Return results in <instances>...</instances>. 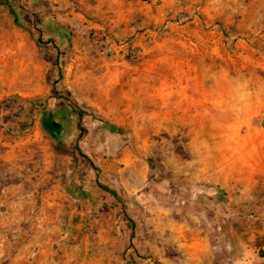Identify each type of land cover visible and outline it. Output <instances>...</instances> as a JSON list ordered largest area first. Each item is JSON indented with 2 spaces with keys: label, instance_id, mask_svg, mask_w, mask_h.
Wrapping results in <instances>:
<instances>
[{
  "label": "rangeland",
  "instance_id": "rangeland-1",
  "mask_svg": "<svg viewBox=\"0 0 264 264\" xmlns=\"http://www.w3.org/2000/svg\"><path fill=\"white\" fill-rule=\"evenodd\" d=\"M23 2L0 6V264H261L264 0Z\"/></svg>",
  "mask_w": 264,
  "mask_h": 264
},
{
  "label": "trees",
  "instance_id": "trees-1",
  "mask_svg": "<svg viewBox=\"0 0 264 264\" xmlns=\"http://www.w3.org/2000/svg\"><path fill=\"white\" fill-rule=\"evenodd\" d=\"M41 1V0H40ZM23 0H0V6H5L8 8L9 13L11 16H13V18L16 20L18 13H17V9H19V13H20V18L21 19H26V16L24 14V4H23ZM22 25V24H21ZM35 25V24H33ZM23 27V26H22ZM37 44L38 47H40L41 50V46L42 44L44 45L45 43L41 42L40 38L37 39ZM54 67L56 69V72H58L59 74V78L61 77V71L59 69H57L59 67V63L58 61L54 62ZM56 83L55 82L52 87H53V91H54V96L52 97L55 101V106L57 109H59L60 111H63L64 108L66 106L70 107L72 112H74L77 116L78 119V128H80V121L82 120L83 116L85 115V112L78 110L77 106L75 105L74 102H72L69 97L67 95L61 94L60 91H58L56 89ZM61 101H63L64 105H62ZM35 106H37V104H33ZM39 106V105H38ZM22 122H20L19 128L23 129L27 126V121H28V117H23L22 118ZM41 125L44 131H46L48 134L54 135L56 136V134L58 133V129L56 128V121H55V116L54 114H50V115H42L41 116ZM119 131V130H118ZM75 147H77L75 145ZM76 151H79L78 148H76ZM80 153V152H79ZM82 155V154H80ZM85 157V156H83ZM94 171L98 172V169L95 166H92ZM96 185L98 187H100L105 193H107L121 208L122 210V215L124 216V218H126V220L129 221V219L127 218V215L125 214L124 211V202L121 198V196L117 193V191H115L114 189L108 187V186H102L98 180H96ZM128 228H132L131 225H127ZM259 258L262 260L261 264H264V251L260 250L259 251Z\"/></svg>",
  "mask_w": 264,
  "mask_h": 264
}]
</instances>
